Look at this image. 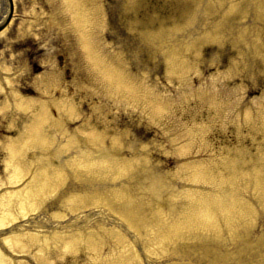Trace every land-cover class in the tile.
I'll return each instance as SVG.
<instances>
[{
    "label": "rangeland",
    "instance_id": "374dc122",
    "mask_svg": "<svg viewBox=\"0 0 264 264\" xmlns=\"http://www.w3.org/2000/svg\"><path fill=\"white\" fill-rule=\"evenodd\" d=\"M147 1L155 17L141 18L135 27L129 21L133 0H13L11 20L0 32V182L7 174L2 144L17 137L24 123L25 182L38 173L42 149L55 148L57 159L71 152L97 153L103 146L114 157L121 153L115 181L131 179L133 188L134 178L128 177L123 157L130 158L132 151L139 157L148 154L156 171L179 189L175 195L159 198L178 202L184 198L182 183L207 185L189 177L190 171L206 164L226 173L221 160L236 149L252 152L264 163V21L257 7L245 0ZM185 2L190 7L180 13L170 5L183 7ZM78 10L84 12L82 21ZM158 13L168 24L180 23L182 16L191 14L188 24L181 23L176 30L182 33L191 28L194 38L205 32L202 39L174 50L176 42L154 51L147 43L140 46L139 37L155 34ZM232 21L238 25H230ZM234 26H240V34L231 33ZM239 36L249 38L255 50L246 51ZM260 44L263 50L256 48ZM164 50L186 64L171 69ZM113 61L127 75L124 84L109 75L107 64ZM24 100L25 111L18 106ZM35 122L42 125L47 139L38 145L29 142ZM94 130L103 135L96 144L88 139ZM78 156L61 162L64 180L82 168L75 164ZM132 163L134 170L142 164L138 159ZM255 166H260L258 160L251 167L245 164L248 173L244 169L236 180L249 181ZM24 179L0 183V194L17 189ZM57 188L40 196L37 208L49 206ZM140 196L142 202L152 198L147 190ZM72 204L59 205V223L69 218ZM13 208L14 219L2 229L21 221L18 215L23 212L15 204ZM41 224L49 225L48 219ZM128 243L137 262L126 264H146L143 249ZM27 244L26 250H19L17 244L9 248L0 244L5 256L0 264H96V253L110 250L113 255L129 248L114 236L97 249L83 242L66 246L60 238L48 236L38 244L28 239Z\"/></svg>",
    "mask_w": 264,
    "mask_h": 264
},
{
    "label": "bare ground",
    "instance_id": "6f19581e",
    "mask_svg": "<svg viewBox=\"0 0 264 264\" xmlns=\"http://www.w3.org/2000/svg\"><path fill=\"white\" fill-rule=\"evenodd\" d=\"M189 4L186 3L183 7L170 5L173 11L180 13L183 8L190 7ZM245 4L257 7L258 15L264 21V0H245ZM131 6L133 15L129 21L135 27H138L141 18L155 17L156 12L147 0H133ZM0 7L2 23L10 13V1L0 0ZM78 13L82 21L84 12L78 10ZM157 16L159 22L158 27L154 28L155 34L139 37L140 46L147 43L154 51L162 49L165 43L176 42L172 46L174 50L193 43L195 39L201 40L205 33L201 32L194 38L190 36L193 34L191 28H186L182 33L176 30L181 23L188 24L192 19L191 14L182 16L181 22L177 24H168L159 13ZM235 24L238 25L232 21L230 25ZM231 28L234 30L231 33L240 32V26ZM241 36L238 38L245 45L246 51L255 48L250 44L249 38ZM182 37L183 41L177 44ZM90 48L93 49L91 45ZM256 48L263 50L261 44ZM163 56L171 69L185 63L173 58L169 51L164 50ZM107 65L109 75L112 78L115 76V81L117 79L122 84L127 82V75L115 66L114 61ZM18 106L25 111V100ZM9 126L12 127V123ZM30 129H33L29 141L31 144L47 141L41 124L35 122ZM94 131L92 136H96V139H88L96 144L98 140H103V135L98 130ZM10 139L2 144V148L6 150L3 168L7 174L4 181L0 182L8 185L25 178V123L19 130V135ZM54 151L55 148L50 151L42 149L39 159L43 161L39 162L38 173H32L26 182L24 179L17 189L5 190L0 194V244L3 247L9 248L17 244L19 250H26L29 247L28 239L38 244L44 236H48L51 240L60 238L61 244L66 246L83 242L92 249H97L114 236L123 246H129L128 240L140 246L146 264H264V163L252 152L236 149L226 160L223 158L221 163L227 168L226 173H218L211 165L206 164L190 171L189 177L208 186L192 184L186 187L187 183H182L184 198L178 202L167 199L164 202L159 197L175 195L179 189L156 171L148 154L139 157L138 153L132 151L130 158L123 157V167L128 170V177L134 178L133 188H130L131 179L115 181L114 178L119 172L116 162L121 155L119 151L114 157L105 147L99 146L97 153L82 152L80 155L71 152L57 159ZM71 156H78L75 164L82 168L74 174L69 173L72 177L70 180H64L65 171L60 165L64 159H72ZM135 159L139 160V164L142 163L137 170L132 169L134 163L131 164ZM257 160L260 166H255L254 171L250 170L249 181H237L236 176L244 171V165L254 166ZM247 170L245 169V173H248ZM63 180L66 182L63 183ZM57 185L52 203L37 208L40 196L43 197ZM142 190L152 194V198L145 197L144 201L147 202L141 201ZM68 201H73L68 209L69 218L59 223V205L63 207ZM14 204L19 212H23L18 215L21 221L6 230L2 229L14 219ZM24 211L30 215L26 216ZM44 218L48 219L49 225L41 224ZM15 230L20 232L9 235L6 233ZM104 252L101 255L96 253V264H126L128 260L137 262L130 246L126 253L114 252L111 255L110 250ZM4 259V254L0 252V262Z\"/></svg>",
    "mask_w": 264,
    "mask_h": 264
},
{
    "label": "water",
    "instance_id": "95a60500",
    "mask_svg": "<svg viewBox=\"0 0 264 264\" xmlns=\"http://www.w3.org/2000/svg\"><path fill=\"white\" fill-rule=\"evenodd\" d=\"M8 21H9V17L6 19L4 23L0 24V30L8 23Z\"/></svg>",
    "mask_w": 264,
    "mask_h": 264
}]
</instances>
